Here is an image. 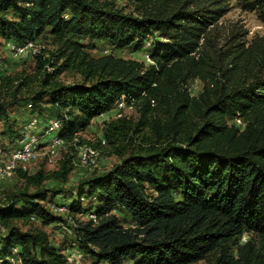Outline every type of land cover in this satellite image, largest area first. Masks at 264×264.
Listing matches in <instances>:
<instances>
[{"label":"trees","instance_id":"obj_1","mask_svg":"<svg viewBox=\"0 0 264 264\" xmlns=\"http://www.w3.org/2000/svg\"><path fill=\"white\" fill-rule=\"evenodd\" d=\"M236 1L264 23V0ZM134 2L135 14L101 0H0L6 44L23 45L47 31L57 46L50 57L34 55L43 75L29 98L6 96L12 81L0 72L1 134L12 144L19 137L11 110L22 102L32 113L47 105L57 112L66 140L118 100L138 103L139 124L149 125L155 138L83 179L63 200L74 220L87 211L84 201L96 200L86 220L70 226L73 247L96 264H264V35L247 40L239 26L218 46L217 23L230 9L228 0ZM95 41L131 50L149 41L152 62L112 53L91 57L85 49ZM71 67L82 81L57 84ZM194 78L203 87L191 95L182 84ZM236 118L240 124L229 123ZM129 129L126 118H116L104 124L103 137L114 144ZM16 173L35 188L0 204V264H12L11 256L15 264H67L43 230L12 224L31 216L67 223L50 209L61 193L47 196L51 188L41 187V172ZM67 174L63 165L60 185ZM245 232L258 241L240 242Z\"/></svg>","mask_w":264,"mask_h":264},{"label":"rangeland","instance_id":"obj_2","mask_svg":"<svg viewBox=\"0 0 264 264\" xmlns=\"http://www.w3.org/2000/svg\"><path fill=\"white\" fill-rule=\"evenodd\" d=\"M111 2L116 8H119L127 13H137L136 5L134 0H101ZM229 11L219 19L217 23V33L215 34V40L218 46H222L225 42L226 37L235 27L241 26L247 31L246 39L250 40L255 35H264V23L258 18L254 11L243 10L236 0H228ZM149 41L146 42L145 46L139 50L131 49H117L111 47L105 41H95L93 46L86 48L85 51L91 57H98L103 54L112 53L117 57L132 58L139 61H143L146 64H150V61L144 59L143 54L145 49L149 47ZM34 47L29 49L25 55L21 57H14L7 49L6 41L0 38V72L4 76H7L12 81L10 89L5 93L6 96L10 97L13 94L22 99L29 98L33 93L38 91L41 87V79L43 72L39 74L35 69V58L34 55L39 52H43L45 57H50L51 53L55 52L57 46L53 44L52 37L45 31L34 41ZM56 61V60H55ZM58 64L61 60H58ZM50 68H46V72ZM81 76L71 67L61 72L56 82L57 84H71L81 82ZM20 83V84H18ZM18 85V86H17ZM183 87L187 88L191 95L198 94L203 87V81L194 78L188 79L183 82ZM22 102L19 107H15L11 110L12 118H17L16 127L20 129L23 122L32 114L26 105ZM47 110H35V113L39 114L41 118L47 119L57 117V112L49 110L48 105L45 107ZM140 104L135 103L131 106H125L124 108L114 107L108 112L96 117L91 121V124L82 132L78 133L80 144H86L90 147L99 150L100 155L98 157V166L95 168L82 167L71 163L70 159L76 160V155L70 148L66 146L62 151L64 158L58 161L56 164H47L44 160L33 164L29 170V174L41 172L44 180L42 185L44 188H51L48 192V197H53L56 190L61 193L56 197L58 201H66V198L75 195L77 187L83 179L109 170L115 163L120 160V155H128L131 152H137L145 142L154 140V134L149 125H140L141 114ZM158 115L164 116L163 112L159 110ZM116 118H126L131 125V129L128 130L127 135L120 136L114 144L109 143L103 137V127L106 122L115 120ZM240 124V118H236L229 123ZM3 129L2 123H0V145L6 146L8 139L1 134ZM128 142H127V140ZM104 140V143L101 141ZM69 156L68 158L65 156ZM63 165H66L68 169L67 180L63 185L59 173ZM58 187H57V186ZM39 187V189H41ZM42 187V188H43ZM35 187L29 183L22 174L16 173L8 179L0 182V204L8 202L11 199L12 194L21 190L31 191ZM83 207L87 209L84 214H76L75 219H66L67 223H52L44 224L41 222H31L26 220H15L12 224L17 225L21 230H43L49 239V242L56 248L60 249L66 258L67 264H96L95 260L88 255H84L80 262L75 263L71 257V251L73 248V240L70 231V226L77 223L78 221H84L87 218L89 208L96 205V200L83 202ZM255 238L258 241V236L252 233L245 232L240 237V242H244L249 238ZM191 264H205V261H198Z\"/></svg>","mask_w":264,"mask_h":264},{"label":"built area","instance_id":"obj_3","mask_svg":"<svg viewBox=\"0 0 264 264\" xmlns=\"http://www.w3.org/2000/svg\"><path fill=\"white\" fill-rule=\"evenodd\" d=\"M150 44V43H149ZM34 41L18 45L12 42L7 43V49L14 57H21L34 47ZM143 57L147 61H151L147 51ZM127 106L122 99L118 100L115 107L124 108ZM131 106V105H130ZM31 110V104L26 106ZM62 126V119L57 117L41 118L37 113H32L21 125L19 129V137L13 144L6 146L0 145V182L13 176L18 170L29 172L31 166L37 162L44 160L47 164H56L64 158L62 151L66 146H70L76 160H72L74 165L82 167L95 168L98 166V157L100 152L98 149L90 147L86 144H80L79 135H75L71 140H66L59 135ZM104 143V140L101 141ZM50 209L55 214H60L71 219L69 207L63 201L54 202L50 205ZM89 217L95 218L93 214ZM30 221L38 222L31 216ZM5 231L0 224V233ZM16 250L14 249V252ZM84 256L83 252L73 247L71 257L73 262L78 263ZM9 260L12 264L18 263L16 257L11 256ZM102 264V263H100Z\"/></svg>","mask_w":264,"mask_h":264},{"label":"crops","instance_id":"obj_4","mask_svg":"<svg viewBox=\"0 0 264 264\" xmlns=\"http://www.w3.org/2000/svg\"><path fill=\"white\" fill-rule=\"evenodd\" d=\"M95 118H96V117H95ZM95 118H94V119H95Z\"/></svg>","mask_w":264,"mask_h":264}]
</instances>
